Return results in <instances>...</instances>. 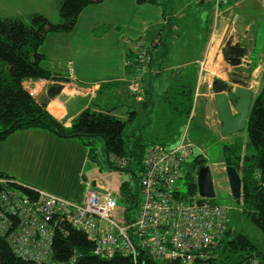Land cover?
Here are the masks:
<instances>
[{"label":"crops","instance_id":"0c3cea01","mask_svg":"<svg viewBox=\"0 0 264 264\" xmlns=\"http://www.w3.org/2000/svg\"><path fill=\"white\" fill-rule=\"evenodd\" d=\"M2 1L10 4L17 2V14L6 17L29 20L34 13L47 17H55L57 11L59 13L58 0ZM169 1L171 7H166L160 0L143 4H139L137 0H104L87 6L73 30L50 32L41 46V51L45 54L43 66L54 77L27 79L23 82L24 87H32L33 97L37 101L52 90L53 97L42 105L67 127L88 108L113 109L108 108L107 103L114 98L127 101L131 109L134 103L138 106L137 103L146 101H137L129 92L127 79L131 72L126 61L130 57V47L125 38H151L162 34L163 41L155 51L153 63V69L157 73L147 79L150 99L153 100L148 106H152L155 114L162 108L163 111L158 114L162 118H150L146 123L149 126L143 127V134L150 145H175L179 142L189 121L180 117L172 122L173 118L163 98L176 78L182 73H189L196 85L195 109L192 113L195 135L192 141L206 157L209 149L199 147L197 139L204 129L209 131L210 126L215 124V113L218 114V110L214 95L209 97L205 83L215 79H244L249 83V89L254 91V97L264 86V2L236 0L232 4L225 3L218 15L213 5L202 4L198 0ZM250 8L254 11L250 12ZM187 33H193L195 38L181 40ZM228 33H232L235 42H239L244 49L239 65L230 63L229 58L217 53ZM196 43L201 45L194 52ZM173 53L180 55L179 58L182 57L183 60L168 62V57H172ZM207 57L209 65L204 68L203 60ZM215 58L217 60L214 62ZM218 65L222 70L218 69ZM105 83L111 85L101 90ZM106 90L111 91V94L105 101L107 103H101L100 94ZM160 103L163 104L161 108L158 106ZM114 112L118 114L116 110ZM121 117L127 118L126 115ZM140 125L142 123L138 127ZM245 131L246 129L229 137H224L222 133L218 135L231 142L245 134ZM211 135L218 136L213 133ZM104 158L108 162L107 154ZM105 163L102 169V165L94 162L90 157V147L81 139L62 138L43 129L19 130L0 140L1 173L17 182L76 202L83 200L91 182L102 189H109L118 199L122 196L121 188L125 181L122 171L119 173L112 168L108 170L106 168L109 164ZM215 166L226 169L224 154L221 163H215ZM125 179L127 180L126 176ZM122 199L124 200L123 196ZM121 214V209H118L117 217L121 218Z\"/></svg>","mask_w":264,"mask_h":264},{"label":"built area","instance_id":"2783aa9c","mask_svg":"<svg viewBox=\"0 0 264 264\" xmlns=\"http://www.w3.org/2000/svg\"><path fill=\"white\" fill-rule=\"evenodd\" d=\"M198 2L213 5L220 15L227 0ZM125 41L130 47L126 61L131 72L128 88L138 101H148L147 79L154 72L155 51L161 46L163 35ZM229 41L239 44L232 33L226 34L218 55H223ZM208 60H203L204 68L209 65ZM205 85L213 94L214 81ZM27 89L33 96L32 87ZM197 151L188 130L175 145H149L138 179L136 197H141L140 207L134 216L129 215L127 207L120 206L118 197L109 189L101 193L87 186L83 200L76 202L20 182L19 187L6 186L9 180L0 178L4 185L0 191V234L29 264H75L77 256L60 261L53 249L56 233L66 236L70 228L84 232L94 243V253L102 258L122 254L131 256L134 264H139L142 253L169 264H198L212 259L226 236L230 208L211 202L199 191H182L180 183L184 181L187 161ZM108 161L122 171L133 160L111 154ZM118 209L121 218L116 215Z\"/></svg>","mask_w":264,"mask_h":264},{"label":"trees","instance_id":"16d2710c","mask_svg":"<svg viewBox=\"0 0 264 264\" xmlns=\"http://www.w3.org/2000/svg\"><path fill=\"white\" fill-rule=\"evenodd\" d=\"M103 1L58 0L61 18L59 22H53L41 13H34L28 21L20 17L0 18V140L8 138L19 130L43 129L62 138L81 139L90 146L91 159L102 165L96 152L91 148V139L89 140L97 136L105 143L107 157L111 154L127 156L136 161L140 171L150 145L145 142L147 138L143 134L144 125L138 129V132H134L133 137L127 135L126 131L132 119L140 116L139 111L131 110L132 115L123 118L114 112L115 109L88 108L74 119L71 126L67 127L40 104L23 84L27 79L54 77L53 73L43 66L45 54L41 51V46L47 34L73 30L80 14L87 6ZM235 1L227 0V4ZM137 2L143 4L156 0H137ZM110 85L103 84L101 90H105ZM195 87L189 73H182L167 88L163 101L173 118L172 122H176L180 117L189 122L192 120L195 109ZM130 94L134 97L131 92ZM149 100L136 103L146 108L152 99ZM134 106L133 104L131 109L135 108ZM246 131L247 141L237 137L224 145L225 162L227 166L235 167L241 174L242 197L239 202L243 212L264 233V86L254 97ZM108 163L109 168H113L109 161ZM205 164L207 159L202 153H198L191 162L187 163L184 175L187 194H195L198 191V170ZM101 168L104 169V166L102 165ZM129 168L138 180L139 174L131 165ZM0 178L9 180L6 186L19 187V183L5 173L0 172ZM3 186L0 183V191ZM24 189L32 193V190ZM121 191L124 200L128 202V212L138 206L137 197L128 190L127 181L123 182ZM222 243L216 257L198 264H231L239 257L245 259L244 262L247 264H254V257L257 264H264V254L260 251L259 245L244 232H235L229 226ZM94 247V243L84 232L73 228L69 229V234L66 236L58 231L53 241L55 258L60 261H66L75 255L77 256L75 264H134L131 256L122 254H116L112 258H102L94 253ZM0 264H29L13 251L1 234ZM139 264L158 263L142 253Z\"/></svg>","mask_w":264,"mask_h":264},{"label":"rangeland","instance_id":"374dc122","mask_svg":"<svg viewBox=\"0 0 264 264\" xmlns=\"http://www.w3.org/2000/svg\"><path fill=\"white\" fill-rule=\"evenodd\" d=\"M160 1L166 7H171L169 0H160ZM251 5H252V3H251ZM16 7H17V2H13L10 4L7 1L0 0V18L9 16V15H12V16L16 15L18 12L16 10ZM253 11H254V9L250 8V12H253ZM50 16L51 17H48V18H50L54 22H58L60 19V15H59L58 11H57V15L55 14V17H54V15H50ZM26 20L28 21V19H26ZM194 38H195V35L193 33H187V34L183 35L181 40H188L189 41V40L194 39ZM195 45L196 46L193 47V51L197 52V50L199 49V46L201 44L196 43ZM179 56L180 55L173 53L172 57H168V62L174 63V62L182 61L183 60L182 57L179 58ZM190 58L191 57H188V59H190ZM217 67H219L218 68L219 70H222V68L219 65ZM207 68L209 69V66ZM156 73L157 72L154 70L153 74H156ZM218 73H220V71ZM110 94H111V91H109V90L102 92V94H100V102L101 103H107L105 101ZM208 94L210 95V96L208 95L209 97H211V95L213 96V94H211L210 92H208ZM158 97H159V95H158ZM107 104H108V108L115 109L120 116L126 115V117H130L132 115L130 112L131 110H137L140 112V116L136 117L135 119H132L133 121L130 122V124L127 127V130H126L127 135H130V137H133L134 132H138V129L142 128L143 125L149 126L146 123H148V120L150 118H156L157 116L161 117L158 114L161 113L160 111H163L161 108L163 106L162 103H160L158 105L161 108V110H157V114H155L153 112L152 106H148V107L144 108L143 106H141L139 104L137 106L134 103L135 108L130 109L129 106L127 105V101L125 102L123 99L114 98V99H111V101H109ZM215 119H216L215 124L210 126L209 131H208V129H204V131L200 133V138L197 139V141L199 142L198 143L199 147H201V148L206 147L209 149V151H207L205 154V156H206L205 158L207 159V164H209V166L211 168V173H212V177H213V181H214V185H215V192H216V195L214 198L211 199V202L228 206L230 208L229 226L235 232H244L245 234L249 235L259 245L260 251L264 254V233L257 226H255L254 223L250 221L249 217L243 212V208L239 202V199H236L233 197V195L231 193L229 181H228L227 170L226 169L222 170L221 168L215 166V163H221L222 158H223V154H224V145L229 143V141L223 140L221 137H219V135L221 133V122L218 119L217 113H215ZM140 121H141L142 125H140L138 127V125L141 124ZM219 122H220V124H219ZM190 123L192 124V120L189 122L190 128L187 127V130L189 132V137L192 140V137H194V135H195V130L193 129L194 124H192V126H191ZM183 126H184V123H183ZM212 133L216 134V135L219 134V135L213 136V135H211ZM244 133L245 134H241L240 138L243 140L245 139L244 141H247L248 132L245 131ZM90 139L92 140V145H91L92 147L91 148H93L94 151L96 152L98 159L101 158L100 162L102 165H104V163L106 162V160L104 158L105 154H106V150H105L106 148H105V143H104L103 139L101 137H97V136L89 138V140ZM147 140L148 139H145L146 143H148ZM199 152L197 151V153H199ZM194 158L195 157L188 159L187 162L188 163L191 162ZM105 164L108 165L109 163L106 162ZM131 167H133V169L135 170V172L137 174L140 173L138 165L136 164L135 160L132 161ZM214 167H217V168H214ZM106 169L111 170V168H109V167ZM112 169H114V168H112ZM117 171H119V173L121 172L120 170H117ZM122 175L124 176V180L127 181L128 190H131L132 194L136 195L137 187H138V180H137L136 175L132 171V169L128 168L127 171L122 170ZM125 176H126L127 180L125 179ZM180 186H181L182 191H187V187L184 184V181H182L180 183ZM122 196H123V194H122ZM122 196L119 197L118 202H119V204H122V206L127 207L128 202L123 200ZM139 199L141 200V197H139ZM140 200H138V203L141 202ZM139 207L140 206L138 205V206L132 208L131 210H129V215L134 216V213L139 209ZM156 260H157L158 264H169L168 262L161 260L159 258ZM242 260L243 259L241 257H239L231 264H247V262H242ZM253 262H254V264H257L255 257L253 258Z\"/></svg>","mask_w":264,"mask_h":264},{"label":"water","instance_id":"95a60500","mask_svg":"<svg viewBox=\"0 0 264 264\" xmlns=\"http://www.w3.org/2000/svg\"><path fill=\"white\" fill-rule=\"evenodd\" d=\"M223 55L230 59V63L239 65L244 55V49L240 44L232 45L231 41H229L224 47ZM248 86L249 83L245 82L244 79L234 78L229 81L216 79L214 81V99L221 121V133L224 137H229L247 128L254 100V91L249 89ZM52 97L53 93L51 90L45 97H39L38 101L40 104H47ZM226 170L231 193L234 198L240 199L242 197L241 174L232 166H227ZM197 182L201 195L210 198L215 197V185L209 165L205 164L199 167ZM90 187L95 191L106 193L105 189L95 185L94 182L90 183ZM244 261L245 259L242 260V262Z\"/></svg>","mask_w":264,"mask_h":264}]
</instances>
